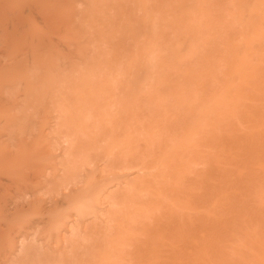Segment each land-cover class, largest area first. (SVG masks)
Returning <instances> with one entry per match:
<instances>
[{"label": "rangeland", "instance_id": "rangeland-1", "mask_svg": "<svg viewBox=\"0 0 264 264\" xmlns=\"http://www.w3.org/2000/svg\"><path fill=\"white\" fill-rule=\"evenodd\" d=\"M0 146V264H264V0H0Z\"/></svg>", "mask_w": 264, "mask_h": 264}, {"label": "bare ground", "instance_id": "bare-ground-1", "mask_svg": "<svg viewBox=\"0 0 264 264\" xmlns=\"http://www.w3.org/2000/svg\"><path fill=\"white\" fill-rule=\"evenodd\" d=\"M1 143H3V142L1 141ZM2 147H5V146H2ZM0 148H1V146H0ZM83 200H84V199H83ZM91 200H92V198H91ZM91 200H90V203H89V201H87V200H85L84 203H86V204L89 203L88 206H89V205L91 206V205L93 204V202H92V204H91ZM52 201H53V203H55V200L52 199ZM57 201H58V200H57ZM86 201H87V202H86ZM29 202H30V201H29ZM34 202H35V201H34ZM34 202L32 201L31 203H29V204H30L29 207H30L31 204L34 203ZM50 202H51V201H50ZM58 202H59V201H58ZM82 202H83V201H82ZM82 202H81V203H82ZM76 203H77V202H76ZM76 203H75V204H76ZM56 204H58V203H56ZM56 204H53V205H54L53 207H56V206H57ZM77 205H78V204H77ZM82 205H83V204H82ZM82 205H81V206H82ZM35 206H36V205H35ZM81 206H80V207H81ZM93 206H94V205H93ZM31 207H32V208H35L33 205H32ZM31 207H30V208H31ZM82 207L84 208V207H85V204H84V206H82ZM82 207H81V209H82ZM57 208H58V207H57ZM74 208H75V207H74ZM85 208H87V209H83L84 211L81 210V212H85L84 214H86V213L88 214V213H89V212H88V208H89V207H87V205H86ZM92 208H93V207L91 206V207H90V210H91ZM47 210H48V209H47ZM47 210H46V211H47ZM50 210H51V209H50ZM53 210H55V208H53ZM53 210H52V211H53ZM85 210H87V212H86ZM46 211H45V212H46ZM52 211H50V212H52ZM48 212H49V211H48ZM50 212H49V213H50ZM77 212H78V211H77ZM53 213L56 214V212H53ZM68 213H69V212H68ZM55 214H51L52 218H53V215H55ZM57 214H58V212H57ZM62 214H63V213H62ZM78 214H79V212L76 213V215H78ZM81 214H83V213H81ZM81 214H80V216H81ZM72 215H73V214H72ZM72 215H70V216H72ZM49 216H50V215H49ZM55 216H56V215H55ZM60 216H61V215H60ZM64 216L67 217L66 214H65ZM64 216H63V219H62V216H61V220H62V221H61L60 224H62V222H63V223L65 222V218H66V217L64 218ZM70 216H69V214H68V217H70ZM80 216H78V217H80ZM47 217H48V216H47ZM78 217H77V218H78ZM57 218H59V220H60V217H57V216H56L55 219L58 220ZM49 219H51V218L49 217ZM75 219H76V218H75ZM52 220H53V219H51L50 221H52ZM63 220H64V221H63ZM72 220H73V219H72ZM77 220H79V219H77ZM43 221H44V220H43ZM46 221H49V220L46 219ZM67 221H68V220H67ZM55 222H56V221H55ZM47 223H48V222H47ZM49 223H50V222H49ZM56 223L58 224V222H56ZM73 223H75V222H73ZM45 224H46V223H45ZM60 224H59L58 226H60ZM64 224H65V223H64ZM46 226H47V225H46ZM51 227H52V226H51ZM55 228H58V227H55ZM55 228H53V229H55ZM49 229L51 230V228H49ZM2 230H3V229H2ZM2 230H1V231H2ZM1 234H2V233H0V237L2 236L1 239H4L3 237H6V236H4V234H3V235H1ZM5 234H6V233H5ZM21 234H22V233H21ZM53 234H54V233H53ZM6 235H7V234H6ZM22 236H23V235H22ZM52 236H53V235H52ZM20 237H21V236H20ZM16 238H17V237H16ZM23 238H24V237H23ZM21 239H22V237H21L19 240H21ZM4 240H5V239H4ZM6 240H7V239H6ZM2 241H3V240H2ZM0 242H1V241H0ZM21 243H22V240H21ZM0 244H1V243H0ZM1 245H3V244H1ZM5 246H6V244H5ZM21 246H22V245H21ZM1 247H2V246H1ZM51 248H52V247H51ZM0 249H1V248H0ZM3 249H4V248H2L1 250H3ZM9 249H12V248H9ZM6 250H7V249H6ZM12 251H13V250H12ZM4 252H5V251H4ZM8 252H9V251H8ZM8 252H7V253H8ZM10 252H11V251H10ZM11 253H12V252H11ZM4 254H5V253H4ZM0 255H1V254H0ZM2 255H3V254H2ZM2 255H1V256H2Z\"/></svg>", "mask_w": 264, "mask_h": 264}]
</instances>
